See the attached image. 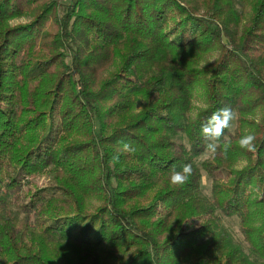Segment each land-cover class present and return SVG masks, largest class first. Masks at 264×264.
Wrapping results in <instances>:
<instances>
[{
	"label": "trees",
	"instance_id": "16d2710c",
	"mask_svg": "<svg viewBox=\"0 0 264 264\" xmlns=\"http://www.w3.org/2000/svg\"><path fill=\"white\" fill-rule=\"evenodd\" d=\"M0 264H264V0H0Z\"/></svg>",
	"mask_w": 264,
	"mask_h": 264
},
{
	"label": "clouds",
	"instance_id": "9594fccd",
	"mask_svg": "<svg viewBox=\"0 0 264 264\" xmlns=\"http://www.w3.org/2000/svg\"><path fill=\"white\" fill-rule=\"evenodd\" d=\"M237 118L238 113L230 106H225L212 113L201 129L205 142L203 158L214 159L218 152L227 155L231 145L224 141L225 131L232 126V122ZM255 139L254 134L248 133L241 136L237 143L241 150L250 152L255 150ZM119 144L118 152L110 160L112 164L118 163L122 154H131L136 151L131 142L120 141ZM192 172L191 163L183 164L179 170L173 165L169 170V182L173 186H183L189 181Z\"/></svg>",
	"mask_w": 264,
	"mask_h": 264
},
{
	"label": "rangeland",
	"instance_id": "374dc122",
	"mask_svg": "<svg viewBox=\"0 0 264 264\" xmlns=\"http://www.w3.org/2000/svg\"><path fill=\"white\" fill-rule=\"evenodd\" d=\"M26 19L22 18L19 20H15L12 23L13 24H18V23H23L25 22ZM193 104L195 108H200L203 106L202 100L200 97L196 96L193 100ZM195 112V111H194ZM193 112V113H194ZM243 163L239 162L238 167L242 166ZM201 194L204 198L210 199L211 197V182L210 179L203 173L202 178H201ZM231 233L233 236L239 240L240 235H239V229L237 226L236 221L234 222V225L230 227Z\"/></svg>",
	"mask_w": 264,
	"mask_h": 264
}]
</instances>
